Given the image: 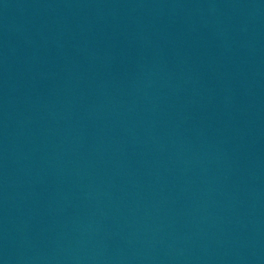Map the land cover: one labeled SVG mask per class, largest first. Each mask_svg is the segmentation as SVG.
I'll list each match as a JSON object with an SVG mask.
<instances>
[{"label": "water", "instance_id": "95a60500", "mask_svg": "<svg viewBox=\"0 0 264 264\" xmlns=\"http://www.w3.org/2000/svg\"><path fill=\"white\" fill-rule=\"evenodd\" d=\"M0 264H264V0H0Z\"/></svg>", "mask_w": 264, "mask_h": 264}]
</instances>
